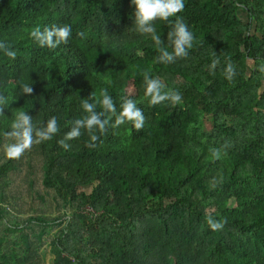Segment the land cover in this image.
Returning <instances> with one entry per match:
<instances>
[{"label":"trees","instance_id":"1","mask_svg":"<svg viewBox=\"0 0 264 264\" xmlns=\"http://www.w3.org/2000/svg\"><path fill=\"white\" fill-rule=\"evenodd\" d=\"M184 3L178 15L194 47L161 64L151 36L134 31L130 0H0V41L17 50L15 60L0 51V93L9 97L0 116V264H44L45 247L51 264H264V0ZM64 24L72 37L56 49L29 36ZM154 27L167 46L168 24ZM228 60L232 83L222 75ZM145 70L182 103H141ZM25 83L32 95H21ZM103 88L118 108L121 96L135 99L144 128H110L95 149L82 136L64 151L57 141L80 102ZM18 111L34 124L55 116L60 132L5 160L2 133ZM225 142L227 156L213 161L210 148ZM210 214L226 218L221 231L205 223Z\"/></svg>","mask_w":264,"mask_h":264},{"label":"clouds","instance_id":"2","mask_svg":"<svg viewBox=\"0 0 264 264\" xmlns=\"http://www.w3.org/2000/svg\"><path fill=\"white\" fill-rule=\"evenodd\" d=\"M134 6L133 25L134 31L140 35H150L156 45L158 55L155 57L156 63L172 64L179 58H186L189 50L194 47L196 38L183 18L178 14L185 8L184 0H130ZM174 18V19H173ZM156 21H164L169 26L167 32V46L157 34L154 24ZM84 36L83 33H78ZM29 36L41 48L56 49L60 45L69 43L72 37V27L69 24L63 26L53 25L51 28L36 27L31 30ZM0 51L11 60L17 58V50L4 41H0ZM214 59L210 65V71L214 75L215 69L220 64V60L213 52ZM258 72L264 74V62L257 68ZM222 75L230 83L234 82L237 75L236 66L228 60L222 70ZM144 93L141 103H146L149 107H155L165 101L173 107L182 103V93L168 87L158 77H153L150 70L142 72ZM110 83V81H108ZM21 95H32L34 92L30 84H23ZM9 106V97L0 93V116L5 115V109ZM82 114L69 121L70 129L57 141L64 151L71 150L70 141L78 140L82 136L84 146L95 149L98 143H103L102 136H105L110 128H118L121 125L131 124L132 128L139 132L144 128L145 115L138 106L135 99L130 95L121 96L119 108L107 88L100 90L99 94L92 91L87 99L80 102ZM60 132V125L55 116L50 117L46 122L34 124L32 115L26 111H18L14 114L9 129L2 135L8 141L4 145L5 160H18L26 151L31 150L34 144L51 141ZM230 144L225 142L220 147H211L210 155L213 161L221 160L228 154ZM217 183L210 184V190L215 189ZM205 223L212 231H221L227 223L226 218H216L213 215L205 217Z\"/></svg>","mask_w":264,"mask_h":264},{"label":"rangeland","instance_id":"3","mask_svg":"<svg viewBox=\"0 0 264 264\" xmlns=\"http://www.w3.org/2000/svg\"><path fill=\"white\" fill-rule=\"evenodd\" d=\"M241 17L244 18V14L240 13ZM42 257H43V263L44 264H51L52 261V255L50 254L49 248L45 247L44 250L42 251Z\"/></svg>","mask_w":264,"mask_h":264}]
</instances>
